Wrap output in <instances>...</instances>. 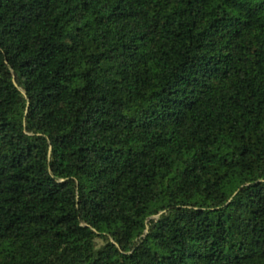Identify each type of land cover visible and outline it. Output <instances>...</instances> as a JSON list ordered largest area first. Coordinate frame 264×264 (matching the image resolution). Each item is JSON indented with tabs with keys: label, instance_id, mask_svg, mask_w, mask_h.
Wrapping results in <instances>:
<instances>
[{
	"label": "trees",
	"instance_id": "trees-1",
	"mask_svg": "<svg viewBox=\"0 0 264 264\" xmlns=\"http://www.w3.org/2000/svg\"><path fill=\"white\" fill-rule=\"evenodd\" d=\"M0 264H264V0H0Z\"/></svg>",
	"mask_w": 264,
	"mask_h": 264
}]
</instances>
